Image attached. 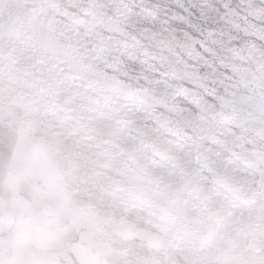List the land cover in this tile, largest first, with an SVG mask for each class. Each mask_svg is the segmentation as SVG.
Segmentation results:
<instances>
[{
  "label": "snow or ice",
  "instance_id": "6c2138e0",
  "mask_svg": "<svg viewBox=\"0 0 264 264\" xmlns=\"http://www.w3.org/2000/svg\"><path fill=\"white\" fill-rule=\"evenodd\" d=\"M0 264H264V0H0Z\"/></svg>",
  "mask_w": 264,
  "mask_h": 264
}]
</instances>
